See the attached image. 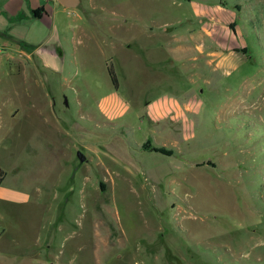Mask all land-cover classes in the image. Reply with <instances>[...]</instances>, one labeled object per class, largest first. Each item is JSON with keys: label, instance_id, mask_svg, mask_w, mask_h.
I'll return each mask as SVG.
<instances>
[{"label": "rangeland", "instance_id": "374dc122", "mask_svg": "<svg viewBox=\"0 0 264 264\" xmlns=\"http://www.w3.org/2000/svg\"><path fill=\"white\" fill-rule=\"evenodd\" d=\"M99 9L47 87L0 85V264H264V0ZM175 102L180 137L148 122Z\"/></svg>", "mask_w": 264, "mask_h": 264}, {"label": "crops", "instance_id": "0c3cea01", "mask_svg": "<svg viewBox=\"0 0 264 264\" xmlns=\"http://www.w3.org/2000/svg\"><path fill=\"white\" fill-rule=\"evenodd\" d=\"M122 2L123 0H87L88 8L79 12L76 8L64 7L58 0H0V67H5L0 73L5 74L6 80H8V83L0 84L2 85V89L9 88L16 78H28V74H32V72L39 75V78H35L34 76L32 79L29 77V81L27 79L25 87L28 93L32 95L37 89L43 86L47 87L49 85V79L54 80L57 75H60L59 72L63 71L66 56L65 44L67 47L70 46V53L73 59H75L74 39L77 35L82 37L89 35L85 21L89 25L93 21L105 24L110 31L108 33L110 37L115 33L117 27H121L118 19L115 20L113 17L96 11V9L98 7H100L99 10L101 11L110 9L109 11L113 15L121 16L118 12L121 11L120 7ZM192 3L197 5L196 1H192ZM36 22H39L38 24L41 26L37 25L38 29L32 36L28 37L29 28L32 24H36ZM190 40L183 39L181 44L175 47L174 53L182 54L189 50L191 47ZM153 53L154 56L157 54L155 52ZM108 61L113 66L111 58L106 59V64ZM117 83L116 89L119 87L118 78ZM190 93L192 92L190 91ZM189 99L192 101V94L189 95ZM30 104L40 107L42 103L35 101ZM43 104L45 109L48 108L54 113V107L57 102L52 96L50 100ZM176 105V102L174 104L172 103L175 109L168 120L165 119L167 112L158 109L152 115L153 117L149 118L148 122L150 120L157 121L158 124L163 122L164 124L162 126L166 125L164 132L174 131L175 137H180V133L183 134L184 132L182 131L184 129L182 128V122ZM102 106L105 107V105ZM180 107L181 105L178 103V108L180 109ZM18 112L19 108L16 106H11L8 112H4L0 105V118L2 119L12 120L16 118ZM42 113H45V111L42 110ZM138 118L145 120L144 115L140 113L138 114ZM163 119L164 121H161ZM141 143L138 142L137 147ZM158 144H155V146ZM139 149L144 150L143 148ZM148 152L157 153L155 151ZM86 159L87 155H85ZM143 170L145 169L143 168Z\"/></svg>", "mask_w": 264, "mask_h": 264}, {"label": "trees", "instance_id": "16d2710c", "mask_svg": "<svg viewBox=\"0 0 264 264\" xmlns=\"http://www.w3.org/2000/svg\"><path fill=\"white\" fill-rule=\"evenodd\" d=\"M106 68H107L108 75H109V77L111 79V82L113 83V85L115 87H117V84H118L117 83V77H116V74H115V71L113 69V66H112L111 62H109V61L107 62ZM152 150L159 151L161 153L168 154V155L172 153L170 150H166L164 147H156V146H154L152 148ZM4 176H5V171L0 167V183L2 182Z\"/></svg>", "mask_w": 264, "mask_h": 264}, {"label": "water", "instance_id": "95a60500", "mask_svg": "<svg viewBox=\"0 0 264 264\" xmlns=\"http://www.w3.org/2000/svg\"><path fill=\"white\" fill-rule=\"evenodd\" d=\"M61 5L66 8H76L80 4V0H58ZM77 156L80 162L85 160V155L80 151L77 152Z\"/></svg>", "mask_w": 264, "mask_h": 264}, {"label": "bare ground", "instance_id": "6f19581e", "mask_svg": "<svg viewBox=\"0 0 264 264\" xmlns=\"http://www.w3.org/2000/svg\"><path fill=\"white\" fill-rule=\"evenodd\" d=\"M261 83H262V82H261ZM257 84H258V83H257ZM257 84H256V85H257Z\"/></svg>", "mask_w": 264, "mask_h": 264}]
</instances>
